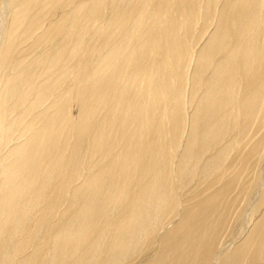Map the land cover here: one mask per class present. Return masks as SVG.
<instances>
[{"label": "bare ground", "instance_id": "1", "mask_svg": "<svg viewBox=\"0 0 264 264\" xmlns=\"http://www.w3.org/2000/svg\"><path fill=\"white\" fill-rule=\"evenodd\" d=\"M0 264H264V0H0Z\"/></svg>", "mask_w": 264, "mask_h": 264}]
</instances>
